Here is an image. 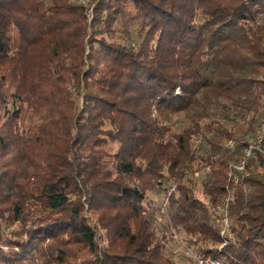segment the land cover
Listing matches in <instances>:
<instances>
[{
  "label": "trees",
  "instance_id": "trees-1",
  "mask_svg": "<svg viewBox=\"0 0 264 264\" xmlns=\"http://www.w3.org/2000/svg\"><path fill=\"white\" fill-rule=\"evenodd\" d=\"M134 1L130 13L121 0H92L89 14L76 0H0V165L37 180L40 203L19 239L0 232V264H19L37 241L63 236L83 244L91 264H174L161 243L172 227L197 235L204 257L264 264V177L234 183L227 167L240 145L221 144L254 132L264 106V0ZM117 23L138 24L136 47L106 38ZM209 96L240 108L245 128L210 117L201 103ZM194 105L202 111L167 138L170 115ZM28 117L40 121L25 126ZM197 134L208 146L198 155ZM109 143L116 147L106 150ZM195 162L207 167L205 200L187 183L184 170ZM170 179L176 191L156 223L157 202L147 193L164 195ZM3 183L0 218L12 210L18 220L26 194L20 200ZM227 189L236 236L218 250L222 238L207 207ZM83 199L106 211L99 223L118 230L121 253L97 248Z\"/></svg>",
  "mask_w": 264,
  "mask_h": 264
},
{
  "label": "rangeland",
  "instance_id": "rangeland-1",
  "mask_svg": "<svg viewBox=\"0 0 264 264\" xmlns=\"http://www.w3.org/2000/svg\"><path fill=\"white\" fill-rule=\"evenodd\" d=\"M87 5V12L90 14L92 12V0H76ZM123 5L126 8V11L130 13L134 12V0H121ZM198 20H201L198 18ZM139 26L138 24H126V23H117L114 25L113 31L106 36L107 39H110L113 42L120 43H131L133 47L137 46V42L139 40ZM110 37V38H109ZM73 98L75 100V104H81V98L76 94V90L72 89ZM208 102L206 107V112L210 117L214 119L220 120L225 125L230 126L232 124H242L243 128H245V124H243V120H241L236 113L240 111V108L234 107L232 104L226 102L223 98L218 97H207L202 99V102ZM193 110L202 111V107L200 105H194L192 109L176 112L171 114L169 117V121L167 125L170 130L167 134V138H172L174 134L181 133L190 122V114ZM30 115L29 113H27ZM251 113L247 114V118ZM40 121L38 118L28 117L24 125L37 123ZM206 121V120H205ZM258 122V121H257ZM257 122L255 123L257 128ZM242 133H237L232 136V138H238ZM202 136L197 134L193 138H191L192 148L196 149V155L202 154L204 150L208 148L206 142L202 140ZM226 138L221 140V144ZM106 150H112L116 147L115 143H109L105 145ZM6 159V158H5ZM12 158H8L6 161H10ZM7 165L4 163L0 165V170L3 174L0 176L4 184H9L13 186V189H17L19 191V198L22 199L21 193L24 192V208L23 213L20 215V219L14 220V212L11 210L3 213L2 218H0V232L4 236V239L10 240L19 239L21 237L22 232L25 229V226L28 224L27 219L34 212L33 210L38 209L40 203L34 198V192L37 188V180H33L30 177L20 178L19 174L21 171L18 169H14L13 167L5 168ZM21 166H24L23 164ZM0 171V172H1ZM186 176L191 177L187 183L192 187L196 197L201 200H205V196L201 193V181L207 171V167L203 165V162L194 163L190 169L184 170ZM1 172V173H2ZM0 173V174H1ZM165 183V193L162 195L161 193H153L148 192V197L154 199L157 202L155 205V213L152 218L154 222H161V215H165V205L167 201V197L176 191V181L175 180H164ZM21 187L22 190H21ZM25 187V188H24ZM6 189L3 186V191ZM7 191V190H6ZM11 192V191H10ZM9 192V193H10ZM23 201V200H22ZM83 213L85 217H87L88 223L95 230V242L97 248L99 250H106L110 253H121L123 250L124 240L118 236V230L113 226L111 228H104L102 224L99 223V219L106 216V211L104 209L95 204L91 200L83 199ZM160 205V206H159ZM208 214V212H207ZM164 220V219H163ZM156 226V225H155ZM156 235L158 237L160 234V230L156 229ZM163 248L162 253L164 258L172 261L174 264H197V257L199 255L203 256L200 252L201 248L205 246L203 241L198 240L197 235H191L184 231L183 228L172 227L170 231L167 233L166 238L161 241ZM230 243V242H228ZM35 248L31 251L29 255L26 256L24 260H22L19 264H91L90 260H92V254L88 251V249L81 243L77 242H68L65 240V236L62 238L58 237L57 239H46L39 240L36 242ZM227 244V243H226ZM208 246L211 247V244L207 243ZM217 249L219 250L225 244L217 243ZM213 246V245H212ZM18 247L15 246V249Z\"/></svg>",
  "mask_w": 264,
  "mask_h": 264
},
{
  "label": "built area",
  "instance_id": "built-area-1",
  "mask_svg": "<svg viewBox=\"0 0 264 264\" xmlns=\"http://www.w3.org/2000/svg\"><path fill=\"white\" fill-rule=\"evenodd\" d=\"M239 147V153L228 164V176L237 183L243 177L257 174L264 177V106L258 116L257 128L254 132L239 135L238 138H226L223 147L229 151ZM230 190L219 202L207 207L208 215L218 225V234L222 238V244L235 242V230L232 227L228 212ZM197 264H237L221 258L197 257Z\"/></svg>",
  "mask_w": 264,
  "mask_h": 264
}]
</instances>
